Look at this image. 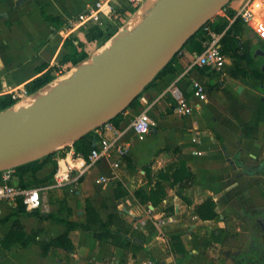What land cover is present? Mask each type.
<instances>
[{
  "label": "crops",
  "instance_id": "0c3cea01",
  "mask_svg": "<svg viewBox=\"0 0 264 264\" xmlns=\"http://www.w3.org/2000/svg\"><path fill=\"white\" fill-rule=\"evenodd\" d=\"M93 2L0 0V95L10 94L18 101L26 94L25 85L41 74L38 70L42 66L59 68L55 74L71 67L70 63L61 65L63 56L70 53L69 47L63 45L67 38H76L74 46L79 39L83 41L89 56L105 42L114 28L107 24L69 31V22ZM227 21L228 15H220L212 23ZM248 29L253 35L248 38H253L254 43L264 42L263 37ZM88 31L99 39L88 42ZM258 51L255 57L261 55ZM224 56L221 71L197 66L189 69L184 56L177 59L173 64L175 70L144 90L136 107L124 113L123 122L130 121L158 100L149 110V134L142 140L134 139L118 169L111 170L106 164L93 169L109 174V181L97 188L100 202L113 198L117 184L128 193L117 201V210L124 213L130 231L146 235L140 252L125 255L106 239L99 241L76 229L68 232L73 252L58 249L55 254L42 255L41 242L64 233L67 222L84 223L86 201L95 205L89 198L91 182L82 178L78 183L81 190L76 191L82 206L73 208L77 219L70 216L58 220L51 216V206L45 199L40 209L31 211L19 200L0 201V242L11 229L18 231L14 242H6L8 248L0 244V264H214L208 258L209 251L218 255L223 249L229 250L231 256L226 255L227 259L216 264H245L248 257L260 256L264 251L260 237L264 236V97L246 81L227 77L223 82L233 68L231 58ZM179 65H185L182 71ZM191 81L205 88V100L192 96ZM173 85L190 107L183 115L174 111L175 102L167 91ZM238 87L242 88L240 92ZM232 100L250 109L248 121H243ZM159 138L171 143L162 145ZM146 169L153 181L166 178L162 180L166 197L156 208L141 205L133 197V192L147 183ZM14 183H18L15 175ZM181 185L191 206L211 198L218 216L211 221L199 220L192 207L177 196ZM100 202L97 208L105 220L107 211L100 208ZM170 207L174 212L165 217V210ZM157 220L165 223L156 226ZM149 227L153 228L150 234ZM33 235L34 240L23 244Z\"/></svg>",
  "mask_w": 264,
  "mask_h": 264
},
{
  "label": "water",
  "instance_id": "95a60500",
  "mask_svg": "<svg viewBox=\"0 0 264 264\" xmlns=\"http://www.w3.org/2000/svg\"><path fill=\"white\" fill-rule=\"evenodd\" d=\"M232 1L161 0L133 32L123 35L125 23L108 49L79 63V70L89 66L70 84L27 107L0 112V172L51 157L112 122Z\"/></svg>",
  "mask_w": 264,
  "mask_h": 264
},
{
  "label": "trees",
  "instance_id": "16d2710c",
  "mask_svg": "<svg viewBox=\"0 0 264 264\" xmlns=\"http://www.w3.org/2000/svg\"><path fill=\"white\" fill-rule=\"evenodd\" d=\"M235 1L236 0H233L228 5H232ZM256 10L259 13L261 8ZM136 11L137 9L130 10L131 15H133ZM242 27L243 22L240 19L235 20L229 27L227 22L212 24L208 23L204 27L205 29H201L198 34L194 35L184 45V47L176 54V56L169 61L167 66L163 68L158 73L156 78L145 88V90L148 87L154 85L156 80L160 79L168 73L173 72V70H175L173 68V64L180 57L184 56L187 61H189L188 58H191L192 61V59L194 58V54H200L204 49V42L208 39V31H211L216 34L223 33L219 43L221 53L233 59V68L229 71L228 77L230 79L240 80L241 82H245L246 78L250 79L252 83H250L251 86L254 89H257L259 93L264 97V73L261 70V67L264 65V57L254 56V53L257 50H260L264 53V42L254 43L253 38H248L244 41L239 40L238 35L242 31ZM85 39L88 42H94L99 39V36L94 32L88 31L85 34ZM73 40H76V38H67L64 41L63 45L64 47H69L70 53L63 56L61 65L70 63L72 66H76L89 57V52L85 51V43L79 39L76 46H74ZM78 48H80L79 51ZM184 67L185 65H179V70L182 71ZM45 69H47L46 66H42L41 68H39L38 73L41 74L25 85V92L27 95L35 93L36 91L46 87L52 81H54V79L56 78L55 72L59 68H49L46 71ZM137 99L132 102L127 110L136 107ZM232 101L236 111L241 116L243 121H248L251 113L250 109L246 107L242 102L236 100ZM16 103L17 99L13 98L12 95H0V112L13 107ZM127 110H125L121 115L115 118L112 123L116 126L122 123L124 121V113ZM97 140L98 138L96 134L94 132H91L79 141L74 142L72 144V148L75 153H78L86 158L96 148ZM50 159L51 157H47L44 160L49 161ZM44 163L45 162L43 160L35 161L14 169V175L18 178L19 186L27 188L25 185V175L29 174V176L31 177L34 176L42 169ZM53 165L55 169V161ZM54 169L51 173V178ZM262 174L264 175V170L262 171ZM146 176L147 183L144 186L136 189L133 192V197L141 205L150 204L152 207L156 208L166 197L165 187L162 183V180L165 181L166 178L165 176H162L161 180L153 181V179L149 176L148 169H146ZM81 180L82 178L79 179V182H81ZM178 181L179 180H175V183H178ZM183 192V186L181 185L176 191V194L186 205L191 206L192 203L183 194ZM127 194L128 193L122 188V186L120 184H117L113 190V198L100 202V208L107 211L105 220L101 219L98 208L90 201H86L84 210L85 222L80 224L67 222L65 224L66 231L64 233L51 240L40 243L42 255H47L49 253L55 254L56 250L58 249L68 253L73 252L74 245L68 236V232L71 230L79 229L99 241H101L102 239H106L110 245L122 249L125 255L131 252L132 256H135L142 250L143 244L147 237L145 234L130 231L129 224L124 218V213L117 210V201L124 198ZM191 207L193 214L201 221H211L218 216L217 212L215 211V203L211 198H208L200 204L193 205ZM173 212L174 209L172 207L167 208L165 210L164 216L169 217L173 214ZM152 231L153 228L149 227L147 233L150 234ZM17 234V230L14 231V228L11 229V231H9L5 239L2 240L0 244L4 248H8L9 245L6 246V242L9 244L14 242ZM34 236L35 235H33L32 237H28L27 240H24L23 244L27 243L30 240H34ZM260 237L262 240H264V236H262V234L260 235ZM180 251L182 252L183 250ZM245 264H264V251H261L260 256L256 258L248 257Z\"/></svg>",
  "mask_w": 264,
  "mask_h": 264
},
{
  "label": "built area",
  "instance_id": "2783aa9c",
  "mask_svg": "<svg viewBox=\"0 0 264 264\" xmlns=\"http://www.w3.org/2000/svg\"><path fill=\"white\" fill-rule=\"evenodd\" d=\"M147 0H95L86 6L69 22V31H78L89 26L111 25L118 28L126 23L131 16L130 10L139 9ZM236 0L219 12V15H228V27L237 19L264 38V0ZM261 8L258 13L256 9ZM223 33L216 34L208 31V39L204 42V49L200 54H195L189 69L193 67H211L214 71H221L225 56L220 50V39ZM188 69V70H189ZM64 70V69H63ZM58 72L62 74V71ZM187 70V71H188ZM178 79H181L186 72ZM192 96L205 100V88L196 81L190 83ZM167 91L173 98L174 111L183 115L190 111L188 102L184 99L179 89L173 85ZM158 100L152 102L141 110L132 120H127L115 125L108 122L94 131L98 140L96 148L85 158L75 153L71 145L59 149L55 154L56 167L51 181L37 188H23L14 183V170L0 172V201L19 200L26 210H37L42 207L45 195L55 189L63 188L68 184H78L79 179L90 173L94 168L106 164L111 170L119 168L122 159L128 155L134 139L142 140L149 134L152 121L149 110ZM108 177L100 176L95 183L104 185ZM167 221H171L168 218ZM164 220H157L156 226H161Z\"/></svg>",
  "mask_w": 264,
  "mask_h": 264
},
{
  "label": "rangeland",
  "instance_id": "374dc122",
  "mask_svg": "<svg viewBox=\"0 0 264 264\" xmlns=\"http://www.w3.org/2000/svg\"><path fill=\"white\" fill-rule=\"evenodd\" d=\"M241 1L242 0H238L237 2H241ZM131 16L127 19L126 24L130 21ZM219 17H220V15L218 13L215 17H213L211 20H209L208 23L212 24V22H214L215 20H218ZM123 26L121 27V29L123 28ZM205 26H203L201 29H203ZM116 29H118V28H115V27L113 28L111 36L105 42L100 44V46L95 51H93L86 60H89L98 50H101L102 48H104L106 46V44L110 41V39L115 34H117L119 32V30H116ZM248 37H253V35L249 32L248 27H246L243 24L242 31L238 35V39L243 41V40H245ZM261 53H263V52L260 51L259 55ZM86 60H84V61H86ZM188 60H189L188 64L190 65L191 58H188ZM232 61H233V59L231 58V62ZM74 67H77V65L76 66H71V67H69L67 69H64L62 74L57 73L56 74V78L54 79V81L52 83H50L49 85H47L46 87H44V89L42 88V90L40 89L39 91H36L35 93H33L31 95H27V94L23 93L21 98L17 101V103L14 106L16 107L17 104H19V105L27 104L28 101H30L35 94L40 93V92H44V90H46L49 86L55 84L58 80L67 77L70 74L69 72L72 69H74ZM227 77H228V75L226 77H223V82L228 80ZM244 80H245V78H244ZM245 81L247 83H249V84L251 83L250 79L246 78ZM160 140L162 142H164V138H159V142L158 143H160ZM167 143H169V142L165 141L162 145H166ZM161 147H163V146H161ZM56 156H57L56 154L51 156V159L49 161H45L43 159V161L45 163L43 164L42 169L39 172H37L34 176L31 177V176H29V174L25 175V185H26L27 188H37V187L45 185V184H47V183H49L51 181V173H52V171L54 169L53 163L56 160ZM40 161H42V160H40ZM108 175H109L108 172L106 173V172L100 171V172L97 173L96 171L93 170V172H90V173L86 174L85 176H83V180L87 179L89 182H91L89 198H90L91 201L94 202L96 207H98V204H99L101 198H100V195H99V189H97V188L100 187V185H97L95 183V181L100 176L109 177ZM79 190H81V186L79 184L73 183V184H68V185L64 186L63 188L52 190L48 194H46L45 195V197H46L45 200L47 202L49 201L48 203L51 206V213H50L51 216L55 217L58 220H67V218L70 217V216H72V218H76L77 219L78 216H77L76 212L74 211V209L75 210L80 209L81 206H82L80 201L77 200V197H76L77 196L76 195V191H79ZM122 203L124 204L123 206L126 205L125 200ZM69 204L71 205L70 208H69ZM19 207L21 208V210L22 209L24 210L23 207H21V206H19ZM228 252L230 253L229 250L223 249L217 255V252L212 250V251H209L208 258L210 259L211 262L216 264L217 263L216 261H223L224 259H227L228 256H231ZM226 255H227V258H226ZM213 256H218L217 260Z\"/></svg>",
  "mask_w": 264,
  "mask_h": 264
},
{
  "label": "bare ground",
  "instance_id": "6f19581e",
  "mask_svg": "<svg viewBox=\"0 0 264 264\" xmlns=\"http://www.w3.org/2000/svg\"><path fill=\"white\" fill-rule=\"evenodd\" d=\"M161 0H147L136 12L134 15L131 16L130 21L124 26V28L121 30L123 35L127 33L133 32L143 21L144 19L149 15L151 10L157 5V3ZM127 32V33H126ZM110 47V42L106 44L104 49H108ZM89 66V62L83 64L81 66L80 70L77 67H74L69 73V75L65 78H62L58 80L55 84L49 86L44 92H40L35 94L30 101H28L25 105H19L17 104L15 107V110L20 107H27L34 103V101L38 98L51 95L58 90L64 88L68 84H70L77 76H79L81 70H85ZM53 82V81H52ZM51 82V83H52ZM44 89V88H43ZM42 90V89H41ZM39 91V90H38Z\"/></svg>",
  "mask_w": 264,
  "mask_h": 264
},
{
  "label": "flooded vegetation",
  "instance_id": "af4514ba",
  "mask_svg": "<svg viewBox=\"0 0 264 264\" xmlns=\"http://www.w3.org/2000/svg\"><path fill=\"white\" fill-rule=\"evenodd\" d=\"M261 57H264V53H261V55H260Z\"/></svg>",
  "mask_w": 264,
  "mask_h": 264
}]
</instances>
